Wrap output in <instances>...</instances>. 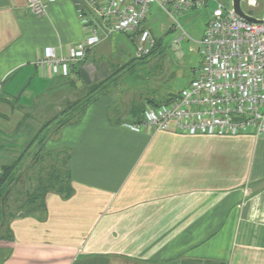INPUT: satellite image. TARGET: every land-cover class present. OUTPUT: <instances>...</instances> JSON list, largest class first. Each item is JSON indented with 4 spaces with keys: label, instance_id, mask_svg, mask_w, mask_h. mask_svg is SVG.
Instances as JSON below:
<instances>
[{
    "label": "crops",
    "instance_id": "obj_1",
    "mask_svg": "<svg viewBox=\"0 0 264 264\" xmlns=\"http://www.w3.org/2000/svg\"><path fill=\"white\" fill-rule=\"evenodd\" d=\"M42 1L36 16L27 0H0V167L33 150L49 110L53 118L87 93L96 83L90 68L105 77L121 66L95 60L111 38L70 76L41 66L68 58L87 37L78 0ZM116 90L46 143L44 152L67 156L73 195L51 191L42 208L14 218L0 264H264V140L134 131L136 108L173 98L126 106ZM25 175L10 205L35 189Z\"/></svg>",
    "mask_w": 264,
    "mask_h": 264
},
{
    "label": "built area",
    "instance_id": "obj_2",
    "mask_svg": "<svg viewBox=\"0 0 264 264\" xmlns=\"http://www.w3.org/2000/svg\"><path fill=\"white\" fill-rule=\"evenodd\" d=\"M209 2L78 0L77 15L87 32L86 39L72 49L68 58L47 57L39 64L53 66L70 76L74 65L117 34L133 39L136 58H144L157 46L156 36L147 25L153 6L178 24V17L204 10ZM248 2L251 7L257 5L256 0ZM27 3L32 14L44 15L47 5L42 0H27ZM185 37L184 32L174 44L179 45ZM199 53L201 67L195 70L189 87L167 103L147 105L143 121L127 125L134 131L151 128L156 132L190 136L251 135L264 140V19L260 23L247 22L230 4L217 1Z\"/></svg>",
    "mask_w": 264,
    "mask_h": 264
},
{
    "label": "rangeland",
    "instance_id": "obj_3",
    "mask_svg": "<svg viewBox=\"0 0 264 264\" xmlns=\"http://www.w3.org/2000/svg\"><path fill=\"white\" fill-rule=\"evenodd\" d=\"M217 1L225 2L226 4L231 3V0H210L206 9L194 11L184 17H178L176 21L180 27L159 11L157 6H153L152 15L147 25L152 29L157 41L158 39L160 40V46L153 55H150V53V56L148 55L149 57L147 56L145 59L136 58L135 43L133 39L126 35L118 34L103 44L98 49L95 60L105 64L110 60L120 62V68H117L113 73L115 74L114 80L116 78L120 86L124 81L127 85L119 88L116 83L117 85L112 88V90L117 89L114 96H118L121 91H124L122 101L126 106L129 101L137 99H153L158 102H164L167 99L178 96L184 89L189 87L194 79L195 70L201 67L200 42L208 28V22L212 11L217 5ZM248 1L242 2L243 11L256 19H264V0H256L257 5L255 7L249 6ZM184 32L187 37L179 45L174 44L175 40H179ZM90 69L89 74L96 82L94 84L103 82L108 78L111 80V74L103 77L105 74L99 68H97V71H94L93 68ZM81 96L83 97V95ZM71 97L74 98L75 95L71 94ZM52 111H48L49 117H47L48 119L45 118V120L52 118L50 117ZM122 111L127 113V110L122 109ZM56 112H61V110L57 109ZM44 147H46V144H44ZM37 150L39 152L42 150L38 140L33 143V150L26 152L25 156L22 157L23 159L21 158L20 170L18 171L19 179L23 178L25 173L30 174L32 186H37L39 178H45L46 181L49 180L50 175L57 168L61 171L64 166V170H66V155L49 151L50 148H48L46 152L40 155L37 162H34V155ZM32 164L33 166H31ZM30 167H32L31 171ZM27 169H29V172H26ZM17 198L15 201L12 200L11 214L13 215H19L20 212H25L29 208L24 206L21 210L19 209L20 205L25 203L28 197ZM5 234L4 231L3 233L1 232L0 244L7 240V235L5 236ZM2 236L4 239H2Z\"/></svg>",
    "mask_w": 264,
    "mask_h": 264
},
{
    "label": "trees",
    "instance_id": "obj_4",
    "mask_svg": "<svg viewBox=\"0 0 264 264\" xmlns=\"http://www.w3.org/2000/svg\"><path fill=\"white\" fill-rule=\"evenodd\" d=\"M159 41L160 40L158 39L157 46L150 55H153L156 52L157 48L160 46ZM146 57L141 59H145ZM75 74L78 77V73L74 71V75ZM114 76L115 74H112L111 80L109 78L105 80L107 82L103 81L91 85L87 89V93L83 97H79L75 102H72L68 106L62 108L61 112L58 115L40 125L37 134L34 136L30 143L32 144L38 140V143L41 145L42 149L34 156V162H37V160L40 158V155L44 153V144H46V142H48L52 136L57 134L58 131L64 126L79 121L81 119V116L93 103H95L104 95L108 94L111 89L118 84L116 78L114 80ZM71 83L74 84V81L72 80ZM169 101L170 100H168L167 102ZM147 105L157 106L160 104L149 102V104L147 103ZM147 105H140L138 108H136V110L132 112L134 116L133 122H131L132 124H140L143 121V116ZM25 154L26 152L19 158V160L1 167V169L3 170V175L0 177V234L1 232L3 233V231L4 233H8L5 230H8L10 222L17 216L30 215V211H35L38 208H42L44 206V198L47 193L54 191L65 197L66 199L71 198L73 195V191L70 187V181L67 180V170H64L63 172L62 170L60 171L59 168H57L55 169V172L50 175L49 180L46 181L45 178H39L38 184L35 189L28 194V199L19 207L20 210L24 208V206L25 208L29 207L28 210L25 212H20L23 214L19 215L11 214L12 204L10 205V197L13 192L14 186L18 182V171L20 170L19 165L20 161L23 159L22 157H24ZM8 238L9 237L7 236V239ZM2 239H4L3 236Z\"/></svg>",
    "mask_w": 264,
    "mask_h": 264
},
{
    "label": "water",
    "instance_id": "obj_5",
    "mask_svg": "<svg viewBox=\"0 0 264 264\" xmlns=\"http://www.w3.org/2000/svg\"><path fill=\"white\" fill-rule=\"evenodd\" d=\"M242 2L244 0H231L230 5L232 6L233 11L242 19L250 23H260L261 20L254 18L253 16L245 13L242 9Z\"/></svg>",
    "mask_w": 264,
    "mask_h": 264
}]
</instances>
